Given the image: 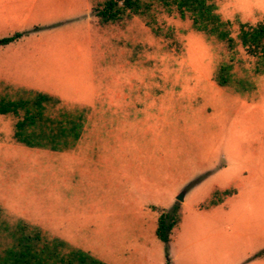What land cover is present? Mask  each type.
<instances>
[{
    "label": "rangeland",
    "instance_id": "1",
    "mask_svg": "<svg viewBox=\"0 0 264 264\" xmlns=\"http://www.w3.org/2000/svg\"><path fill=\"white\" fill-rule=\"evenodd\" d=\"M5 1L0 39L23 36L0 46V98L48 94V117L83 127L64 149H34L0 115V255L24 222L107 264H264V60L236 39L264 23V0L215 1L234 49L158 4L103 25L93 8L106 0ZM175 204L167 245L157 209Z\"/></svg>",
    "mask_w": 264,
    "mask_h": 264
},
{
    "label": "trees",
    "instance_id": "2",
    "mask_svg": "<svg viewBox=\"0 0 264 264\" xmlns=\"http://www.w3.org/2000/svg\"><path fill=\"white\" fill-rule=\"evenodd\" d=\"M216 0H106L93 8L100 24L119 22L125 14L144 16L154 4L181 19L189 18L195 30L234 49L238 40L249 56L264 60V23L251 25L240 23L236 39L231 35L232 23L224 21L216 12ZM23 33L0 39V46L20 39ZM232 65L223 64L214 80L221 87L231 84ZM260 72V69H257ZM31 97L19 99L0 98V115L17 118L14 139L28 148L60 150L69 145L68 139L78 140L82 131V116L71 119H53L46 115L47 107L59 103L55 97L44 93H30ZM236 191L215 190L212 197L200 208L210 209L221 204L224 198ZM155 209V208H154ZM157 209V208H156ZM156 237L169 244L174 230L181 221L180 206L171 209H157ZM1 220V219H0ZM1 224V223H0ZM1 226V225H0ZM8 229V228H7ZM13 240L11 247L0 255V264H107L90 253L70 247L59 238H48L44 232L24 222L9 231ZM166 264H170L169 262Z\"/></svg>",
    "mask_w": 264,
    "mask_h": 264
},
{
    "label": "crops",
    "instance_id": "3",
    "mask_svg": "<svg viewBox=\"0 0 264 264\" xmlns=\"http://www.w3.org/2000/svg\"><path fill=\"white\" fill-rule=\"evenodd\" d=\"M15 2V0H8V5H10V6H12L13 5V3ZM27 3V2H26ZM34 4L36 5V2H34ZM5 5H6V1L5 0H0V6H1V8L2 9H4L5 8ZM88 12H89V16L91 17V16H93V14H92V5H91V3H89V5H88ZM95 17V16H94ZM96 21H97V23H98V20H97V18H96ZM11 30H14V32H16V31H19V30H21L20 28H18V27H12L11 28ZM237 194H235L234 196H236ZM224 203V202H223ZM206 211H209V210H206ZM180 224V223H179ZM179 226L180 225H178V227L175 229V230H177L178 228H179ZM175 230H174V232H175ZM174 232H173V234H174ZM172 238H173V235H172ZM172 241V240H171Z\"/></svg>",
    "mask_w": 264,
    "mask_h": 264
},
{
    "label": "water",
    "instance_id": "4",
    "mask_svg": "<svg viewBox=\"0 0 264 264\" xmlns=\"http://www.w3.org/2000/svg\"><path fill=\"white\" fill-rule=\"evenodd\" d=\"M177 200L180 201V202L183 201V194L179 195V196L177 197Z\"/></svg>",
    "mask_w": 264,
    "mask_h": 264
}]
</instances>
